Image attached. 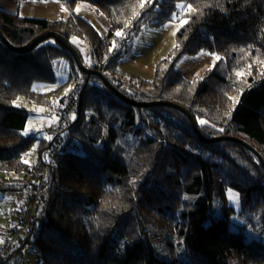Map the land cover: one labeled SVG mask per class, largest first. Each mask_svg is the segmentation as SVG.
Instances as JSON below:
<instances>
[{
  "label": "trees",
  "instance_id": "1",
  "mask_svg": "<svg viewBox=\"0 0 264 264\" xmlns=\"http://www.w3.org/2000/svg\"><path fill=\"white\" fill-rule=\"evenodd\" d=\"M58 1L70 10L87 2L108 19V32L100 35L76 15L47 20L2 9L0 30L16 48L46 33L62 36L86 68L101 72L117 90L128 85L130 90L119 92L129 101L99 76L82 72L53 38L22 53L0 39V201L13 194V202H21L15 223L0 225V264H22L28 245L41 253L42 264H264V167L237 141H205L240 139L264 158V0H153L143 9L140 0ZM178 3L197 11L188 14ZM174 13L187 22L176 33L178 47L158 63L153 79L120 70L134 38L166 25ZM118 30L123 38L115 36ZM83 44L90 47L87 57ZM202 51L221 59L185 78L178 64ZM57 71L65 76L60 83ZM80 77V106L52 139L25 136L29 113L17 100L60 118L67 90ZM36 84L52 89L38 92ZM229 97L238 102L233 105ZM154 102L187 110L201 136L179 109L137 105ZM31 151L34 161L25 164ZM33 172L47 173V200L12 253H4L32 190L22 181ZM229 190L238 194L239 213L230 205ZM216 202L223 217L213 215ZM234 215L243 222H233ZM249 229L256 239L247 238Z\"/></svg>",
  "mask_w": 264,
  "mask_h": 264
},
{
  "label": "rangeland",
  "instance_id": "2",
  "mask_svg": "<svg viewBox=\"0 0 264 264\" xmlns=\"http://www.w3.org/2000/svg\"><path fill=\"white\" fill-rule=\"evenodd\" d=\"M64 6L68 11H61V6ZM77 6L80 7V11L76 12ZM74 10H70L65 4L58 0H0V9L12 14L20 15L27 18H38L47 20H65L72 15L79 16L88 22H90L100 33L105 35L109 29V21L100 12L95 11L92 7L84 1L77 4ZM183 18L177 19L174 23H167L159 28H146L144 29L132 42L131 52L128 56L124 57L119 63V69L128 75L138 77L144 80H152L155 74L158 63L166 58L173 50L176 44V33L184 24H181ZM178 29V30H177ZM175 33V35H173ZM49 43H55L54 40ZM81 51L84 57H87L90 52L88 44H83ZM203 53V54H202ZM217 56L214 53L208 51H202L196 55L186 56L177 67V70L187 79H193L194 77L203 74L208 69L213 67L218 60H214ZM63 70V69H62ZM64 76V75H63ZM56 77L58 83L64 81L60 77L57 71ZM34 89L38 92H44L52 89V86L47 84H36ZM17 107L28 111L29 121L26 129L29 135L36 134L39 138L51 137L57 130L59 118L53 115L52 111L48 108H43L27 103L24 99L20 98L15 103ZM43 109V111H40ZM57 119L52 121V117ZM56 130V131H55ZM25 133V131H24ZM36 152L31 151L27 154L26 159L29 160L28 164H32L35 158ZM237 194L234 191H231ZM14 195H7L3 201H0V225L7 226L9 223H15L19 217L18 212L21 209L20 200L13 202ZM229 197V192H228ZM3 195H0V199ZM230 200V205L235 208L237 213L241 211V207L238 202ZM221 203L216 202L217 210L213 213L216 218L223 217V213L220 209ZM233 222H243L236 215L233 216ZM249 240L256 239L258 236L251 230L246 232ZM162 237H158L161 239ZM22 264H42V256L32 246H26L23 249V261Z\"/></svg>",
  "mask_w": 264,
  "mask_h": 264
},
{
  "label": "built area",
  "instance_id": "3",
  "mask_svg": "<svg viewBox=\"0 0 264 264\" xmlns=\"http://www.w3.org/2000/svg\"><path fill=\"white\" fill-rule=\"evenodd\" d=\"M85 79L80 77L76 82L74 87L71 89L67 95L63 106L59 110L60 118L58 120V127L61 128L64 126V118L72 116L81 103V96L84 90ZM104 84H102V87ZM130 90L129 86L124 84L120 86L118 91L127 92ZM56 131V130H55ZM57 132V131H56ZM57 150H54L50 156L52 159ZM47 179V173L33 172L28 174L22 183L29 184L32 187V190L28 194L25 211L21 216L19 223L12 227L10 231L9 238L4 245V253L10 254L15 248L20 236L28 229L30 224L33 222L36 210L40 203H45L47 200V195L44 192V184Z\"/></svg>",
  "mask_w": 264,
  "mask_h": 264
},
{
  "label": "water",
  "instance_id": "4",
  "mask_svg": "<svg viewBox=\"0 0 264 264\" xmlns=\"http://www.w3.org/2000/svg\"><path fill=\"white\" fill-rule=\"evenodd\" d=\"M55 39L57 40V42L62 45L65 49L69 50L75 57L76 61H77V64L79 66V68L81 69L82 72H85V73H88V74H94V75H97L99 76L103 83L112 91L114 92L117 96H119L120 98H123L127 101H129L122 93H120L110 82L109 80L99 71L97 70H92V69H89V68H86L83 64H82V61L80 59V56L78 54V52L69 45V43L60 35L56 34V33H46V34H43L37 38H35L34 40H32L29 44H27L26 46L22 47V48H16V47H13L10 42L7 40V38L4 36V34L2 33V31L0 30V39L7 45L9 46L11 49H13L14 51L16 52H26V51H30L31 49H34L35 47H37V45L47 39ZM134 103V102H133ZM136 104V103H135ZM137 105H140V106H171V107H174L176 109H179L180 111H182L184 114H186L189 119L191 120L192 122V125L196 131V133L198 135L201 136L200 132H199V129H198V125L194 119V117L187 111L185 110L184 108L176 105V104H173V103H170V102H154V103H146V104H137ZM218 140H232V141H237L239 142L240 144L244 145L246 148H248L250 151H252L260 160V162L262 163L263 167H264V158L262 157V155L257 151L255 150L251 145H249L248 143L240 140V139H236V138H218V139H211V140H206L207 142H215V141H218Z\"/></svg>",
  "mask_w": 264,
  "mask_h": 264
},
{
  "label": "snow or ice",
  "instance_id": "5",
  "mask_svg": "<svg viewBox=\"0 0 264 264\" xmlns=\"http://www.w3.org/2000/svg\"><path fill=\"white\" fill-rule=\"evenodd\" d=\"M45 2H46V0H45ZM152 2H153V0H140L139 8H140V9H143V8L146 6V4H151ZM176 7L179 8V9H181L182 11H185V12L188 13V14H191V13L197 11V9L193 8V6H192L191 4H187V5H185V4H183V3H178V4L176 5ZM61 11H68V9H66V8L62 5V6H61ZM75 11H76V12H79V11H80V7L77 6V8L75 9ZM138 16H139V12H138V11H134L133 19H135V18L138 17ZM177 19H179L178 14L174 13V14H173V18H172V20H171L169 23H174ZM186 22H187L186 20H181V24L186 23ZM130 23H131L130 21H129L128 23H126V24H125V28L129 27V26H130ZM177 30H178V29H177ZM173 35H175V33H173ZM115 36H116V37L123 38V36H124L123 30H118V31L115 33ZM73 42H77V38H76V37H73ZM115 46H116V41H113V47H115ZM174 47H178V45H174ZM111 50H112V49H110L109 51H111ZM202 54H203V53H202ZM219 59H221L219 56H215V57H214V60H219ZM89 62H90V61H89ZM258 62H259V61H258ZM260 63H262V66H264V62H260ZM250 68H251V66L249 65V69H250ZM247 74H251L250 71H249ZM236 75H237L238 77H240V76H243V75H245V74H244V73H241V72H237ZM262 75H264V73H262ZM70 90H71V89H68L67 91H70ZM67 91L65 92V95H67ZM229 99H231V100L233 101V105H235V104L238 102V97H229ZM54 103H55V102H54ZM40 111H43V109H40ZM74 118H75V117L73 116V119H74ZM56 119H57V118H56L55 116L52 117V121H53V122H55ZM199 122H200V124H202V125L207 123V122L204 121V120H200ZM220 131H223V129H220ZM24 134H25V135L28 134V130H27V129L25 130V133H24ZM45 138H46V139H51V137H45ZM23 162H24L25 164H28V163H29V160L25 159ZM229 199L238 202V194H234V193L231 192V190H229ZM0 243H3V240H0Z\"/></svg>",
  "mask_w": 264,
  "mask_h": 264
}]
</instances>
